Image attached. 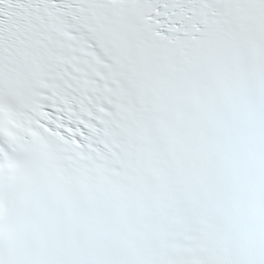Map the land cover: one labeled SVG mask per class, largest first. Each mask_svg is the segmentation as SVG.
Masks as SVG:
<instances>
[{
	"label": "snow or ice",
	"instance_id": "1",
	"mask_svg": "<svg viewBox=\"0 0 264 264\" xmlns=\"http://www.w3.org/2000/svg\"><path fill=\"white\" fill-rule=\"evenodd\" d=\"M0 264H264V0H0Z\"/></svg>",
	"mask_w": 264,
	"mask_h": 264
}]
</instances>
